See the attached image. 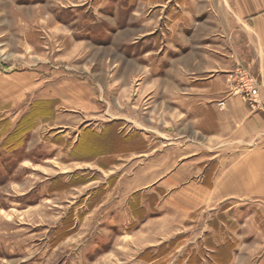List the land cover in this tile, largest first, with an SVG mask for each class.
Wrapping results in <instances>:
<instances>
[{
	"label": "rangeland",
	"instance_id": "374dc122",
	"mask_svg": "<svg viewBox=\"0 0 264 264\" xmlns=\"http://www.w3.org/2000/svg\"><path fill=\"white\" fill-rule=\"evenodd\" d=\"M208 2L0 0V264H264V205L124 185L164 152V68L216 47Z\"/></svg>",
	"mask_w": 264,
	"mask_h": 264
},
{
	"label": "crops",
	"instance_id": "0c3cea01",
	"mask_svg": "<svg viewBox=\"0 0 264 264\" xmlns=\"http://www.w3.org/2000/svg\"><path fill=\"white\" fill-rule=\"evenodd\" d=\"M205 9L217 11L216 47L176 54L164 68V152L158 147L156 161L136 167L124 184L131 194L171 191L183 215L229 200L264 205V0H209ZM240 39L244 47L231 50ZM239 65L260 81L255 104L233 89L229 72Z\"/></svg>",
	"mask_w": 264,
	"mask_h": 264
},
{
	"label": "built area",
	"instance_id": "2783aa9c",
	"mask_svg": "<svg viewBox=\"0 0 264 264\" xmlns=\"http://www.w3.org/2000/svg\"><path fill=\"white\" fill-rule=\"evenodd\" d=\"M238 83L239 87L245 91V93L252 94L255 92L256 80L253 73L247 68H241L238 71Z\"/></svg>",
	"mask_w": 264,
	"mask_h": 264
}]
</instances>
